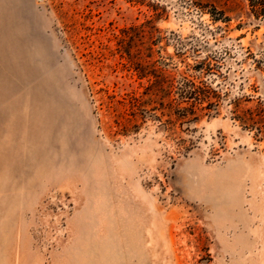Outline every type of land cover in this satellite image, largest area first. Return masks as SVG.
Wrapping results in <instances>:
<instances>
[{"label": "rangeland", "instance_id": "374dc122", "mask_svg": "<svg viewBox=\"0 0 264 264\" xmlns=\"http://www.w3.org/2000/svg\"><path fill=\"white\" fill-rule=\"evenodd\" d=\"M253 1L0 0V264H264ZM185 78L216 105L168 124Z\"/></svg>", "mask_w": 264, "mask_h": 264}, {"label": "trees", "instance_id": "16d2710c", "mask_svg": "<svg viewBox=\"0 0 264 264\" xmlns=\"http://www.w3.org/2000/svg\"><path fill=\"white\" fill-rule=\"evenodd\" d=\"M250 2L255 7L254 1L250 0ZM261 3L264 4V1L261 0ZM256 5L257 8L254 11L257 15H264V8L260 9V0H256ZM176 89L177 97L170 101H165L164 99L168 98L171 93L169 85H151L148 89L150 91L148 92V101H143V103L147 105L150 102L155 103L154 101L162 100L159 105L162 106L163 115L165 114L169 117L166 123L173 125L177 122L188 125L196 122L201 115L208 113L216 105L212 98L216 97L217 93L206 84H196L193 80L185 78ZM134 100L137 101L136 98ZM139 106H144V104H139ZM142 117L144 116L142 115ZM135 128L137 129L138 125Z\"/></svg>", "mask_w": 264, "mask_h": 264}]
</instances>
